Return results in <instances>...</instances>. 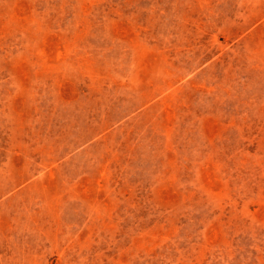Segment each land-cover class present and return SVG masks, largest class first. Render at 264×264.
<instances>
[{"label": "rangeland", "instance_id": "374dc122", "mask_svg": "<svg viewBox=\"0 0 264 264\" xmlns=\"http://www.w3.org/2000/svg\"><path fill=\"white\" fill-rule=\"evenodd\" d=\"M0 264H264V0H0Z\"/></svg>", "mask_w": 264, "mask_h": 264}]
</instances>
